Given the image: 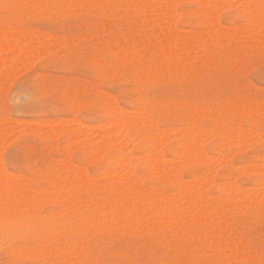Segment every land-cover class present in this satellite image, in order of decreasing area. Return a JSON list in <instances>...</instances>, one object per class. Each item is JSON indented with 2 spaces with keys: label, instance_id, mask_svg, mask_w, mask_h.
<instances>
[{
  "label": "rangeland",
  "instance_id": "rangeland-1",
  "mask_svg": "<svg viewBox=\"0 0 264 264\" xmlns=\"http://www.w3.org/2000/svg\"><path fill=\"white\" fill-rule=\"evenodd\" d=\"M12 1L14 2L16 0ZM223 2H225V0H223L222 2L221 0H219V3L221 4L218 5V10L219 8L221 10L217 11V21L222 26H225V28L227 26L228 30H231L230 27L233 29L234 26V28L237 29L245 27V22L247 21L246 25L249 22L247 18L240 13L236 14V11H234V9L230 7L228 3L229 0H226V3L224 4ZM53 4L54 5L51 6L54 9V6H56V8L61 10L60 13L56 11L57 9L54 10L52 8L54 12L51 9V14L46 17L38 16V12H30V14L27 13V15L21 19L11 18L9 16L8 13L10 12V10L8 9V5L1 6V12L3 11L4 13H6L4 14L2 12L1 14L4 15L3 18L7 22L6 24L0 22V29H2L4 26H8L9 28H13L14 30L20 28L21 31L23 29H25L27 32L35 31V34L38 31L37 33L40 34V40L41 37H43L40 45H42V42L44 43V41L45 44H50V46L48 44L50 49L41 48L42 50L44 49V51L42 52V50L39 49L40 53L38 51V53L34 55H32V50L34 48H32L31 50L32 46L30 47L29 45L30 49H28L32 52L30 53L28 51L30 53L29 55H31V59L27 58L26 54L28 52L25 51V53L27 52L25 54L23 52L24 50H20L21 52L17 53V55L15 54V57L14 55H8L10 59H6V62L0 68V72L4 70L8 74V78H6V72H3L4 74H2L1 72L0 74V79L2 78V80L0 81V126L2 125V127H0V129L2 131L3 128V138L6 137L5 139H2V136L0 137V160L2 162V167L7 171V173H12L16 176H19L21 174V176L23 177H25V175L27 177V174H31L33 176L40 175L43 177L47 173L54 172L58 168L60 161L63 160V158L65 159L67 154L69 160H71L70 163L75 164L74 166H77V169H79V166H84L80 169H86L85 173L89 175H95L101 169H108L112 167L113 164L107 161V158L110 157L113 153L111 150L108 152H103L100 155V159L98 160L97 158L94 161L95 158L82 148H76L73 146L74 149L70 147L64 150L62 146L63 141L61 139H57L56 141H54L53 139L39 136L41 135L39 132L43 131L44 133L47 129L50 128L51 124L55 126L56 123L60 122L66 124L65 126H71L72 128L75 127L74 125L76 123H80L81 125H84L82 126V128L84 127V130L86 129L88 132L94 131V134H102L105 131L109 130L107 129V124H104V122L106 123L107 117L101 111L100 101L103 97L107 101H111V103L116 102L120 107H122V109L124 108L125 110L130 112H132V110L134 109V111H140L145 106H148L150 112L153 114L152 119L156 117L154 119L156 120V127L159 129L162 128L167 132V134L170 135H167L168 137H166V132L164 131L163 134H165L164 136L166 137L164 139H167V141L163 140L161 141V143H163L160 144L161 152L164 153L165 157L168 159H175L173 158V156L175 157V154L178 151V148L176 146L178 139L174 134L177 133V130H179L178 128H182L185 126H188L187 128H190L191 126V128L195 127V130H197L199 126L200 128H206L210 126V129L208 128L209 132L206 128L205 131L206 133H208L204 134L205 138H202L201 143L203 144L204 141L202 148L208 155H217V157H220L224 161L228 159L226 160L228 162L225 161V163L222 160V162H224L223 165L222 163L218 166V163H215V165L213 164V168L215 170L211 168L212 166L209 167L202 162V164L196 163L192 169H189L187 167H181L180 169L181 177L184 178V180L191 182L194 176L204 173L205 170L212 169L211 171L214 174H211V172L208 171L211 174L210 175L208 173L210 175V179L212 178V181L208 183L209 187L206 186L207 188H205L207 189V192H209V197H216L219 195H223V193L225 194V188L228 185H231V183H235L236 186L239 185V187L244 186V190H246L247 188V190H250L251 192L257 193L261 192V190L263 191V187L260 185L259 180L260 178H262V176H264V137L262 138V136L264 135V116H262L264 115V108L262 109V107H264V32L262 33L263 37L259 36L260 39L258 37L256 43L255 41H253V43L252 41H246V43L239 40H237L238 42H236V40L227 39H221V41L218 38H216V40L213 39V36H209V40L205 38V41L203 40V42H200L201 45L200 43L197 45V48H199V50H197V48H193L195 50L192 51V49H190V51H192L191 53L188 52V50L186 52L187 54L183 52L184 54L182 53V57H178L179 67L181 69L178 67L175 71H172L173 73H168L166 77H164L165 74L156 75L154 79L153 75L146 76L143 80H140L141 77H137L138 74L136 73V69L134 66L128 67L125 65H118V63L115 61V52L120 50L125 45H130L135 41L134 38L136 35L134 34V32L136 30H140V32H142L144 26L146 25L141 22L142 20L136 17H131L127 13L112 14L111 16H100L95 14L94 12L91 13L92 8L87 4L86 7L88 6V9L85 8L84 4H82L84 5V7L79 6L78 8V4L73 5L68 1H66L65 4L63 3V6L62 3L58 4L61 6V8L57 7L56 3ZM69 4L73 5H71L73 9L70 8L71 6ZM174 4V9L179 12L177 14V17L175 14L171 15V23L173 25L175 24L174 26L179 29L181 35L182 33L183 35L185 33L187 34V36H191L193 33H195V31L193 32V29L191 28L196 29V31L199 28V32L201 30L200 28H202L201 23L204 20V15L201 12L202 5H199L198 0H177V2ZM225 4L227 5V7ZM45 5L46 6L44 7L47 8L48 4ZM3 8H5L6 10H4ZM48 9H50V7H48ZM75 10L79 12H76ZM61 12H63V14ZM31 13L33 14V16ZM103 20L107 24H104ZM218 22L217 24H219ZM15 25L16 27H18L16 28ZM215 26L213 28H217V25ZM28 28H30L31 31L27 30ZM14 30L10 29V31ZM186 31L188 33L191 32L192 34L188 35ZM16 34L20 35L17 32ZM120 40L121 42H119ZM45 44H43L44 47L47 46ZM25 46L28 47V44H25ZM113 46L114 48H112ZM116 47L117 49L119 47V49L116 50ZM38 48L39 47L35 49L38 50ZM109 48L111 49L109 50ZM36 50H33L34 53L36 52ZM22 52L23 54H25L26 61L23 60L24 55L22 54ZM200 55L202 58L200 57ZM183 57L185 59H183ZM187 57H189L190 60ZM12 64L15 66L13 67ZM8 65H10V69L13 67V70L11 69L10 71V75ZM93 66H95V68ZM108 66L109 68H106ZM6 69H8V71ZM108 69L111 70H109L108 72ZM3 77L6 78H4L6 81H3ZM149 77L153 78L150 80ZM162 78H164V80ZM241 100L244 102H242ZM238 101L241 102L243 108ZM116 103L113 105H117ZM247 103H250L249 105L252 108L255 107V111L257 108V115H260L259 117L257 116V119L254 118L252 122H249L245 115V109L251 108L249 105L247 106L248 108L245 107ZM256 103L259 104L258 107ZM260 105L262 107H260ZM193 108L196 110H194ZM258 108L262 111V115ZM233 110H235L234 114L232 113ZM193 114L195 115V117ZM222 114L224 116H222ZM47 118L50 119L48 120ZM73 120L77 122L73 123L72 125V122H74ZM102 120L104 122L100 124V121L102 122ZM236 120H238L237 122L240 123L241 127L243 126L242 129H244V133L246 134L245 141L247 143L245 141L242 143V145H244L245 143L244 147H240L242 145L233 146L226 143L225 146L227 148H225L224 146H222L225 143L222 144V136H220L221 134H219V126L223 127L225 126L226 122L229 121L233 123V121L236 122ZM36 122H38L37 125ZM39 122H41L42 125ZM221 122H223V124ZM44 123H49L50 126ZM87 123L89 125H87ZM194 123H196V125H194ZM175 125L176 130L174 132L175 128H173L172 126ZM212 125L215 126L213 127ZM217 127H219V129ZM245 127H247L248 129L250 128L249 130L251 132H248L249 134L246 133L247 131ZM172 128L173 132L172 130H170ZM214 128L216 130H219V132ZM254 129L257 130V134L259 132L258 135L259 137L261 136V140L259 137H257ZM32 130H38L39 134L34 133ZM169 131L172 133V137ZM209 134L213 135H210L211 137L209 136L210 139L209 137H207ZM217 134H219V136ZM253 136H255V138L257 137V139H255ZM249 138L251 139L249 140ZM246 139L253 143L251 144ZM252 140L258 141L254 142ZM141 142L144 146L146 145L145 141L142 140ZM3 143L5 146L3 145ZM214 145L218 147V150H216L215 152L214 150L211 151L212 146ZM127 148L128 155L130 151H132L135 155L138 153L139 155H142V157L139 155L138 157L136 155V157L138 158L136 159L137 162H135L136 172L140 177H142L144 175L145 166V159H143L142 154L144 153V151L142 149L138 150L137 148H132L131 146L130 149L129 147ZM235 149L236 151H239L234 152ZM230 152L234 153L231 154ZM227 155L230 156V161ZM91 157L94 159H92ZM238 164L240 168L238 167ZM253 165H255L254 170L252 168ZM257 165L259 166V168ZM244 166H248L246 167L248 169L246 170ZM250 166L251 171L253 170L252 172L249 171ZM84 171L85 170L80 172ZM140 174L143 175L141 176ZM230 177L232 179L234 177L235 180H233L232 182V179ZM227 179L229 182L227 181ZM221 180L226 181L225 183H221ZM39 185L40 187L44 188H48V186L50 187V183L46 180L39 181V183H36L35 181H31L29 183V186L31 188H37ZM143 185L148 189H160L162 192H166L167 195L174 193V189H172V186L169 183H167V185L163 183L160 184L159 181L155 178H148L144 181ZM258 189H260V191ZM219 192H221V194ZM238 194L240 193L235 194V197L238 196L234 200L236 204L234 207L235 209L233 208V211L231 210V213L228 212L227 214H225V216L221 215L223 219L221 218V216H218V223L212 225L208 223L200 224L187 221L183 223V225L176 227V229H162L161 226L155 225V227L154 225L150 226L147 224H140L141 226L144 225V228L140 226L139 229V226H137L138 229L137 227H132L129 231H127L129 228H127V230L125 228L118 230L117 228L109 226H107V229L105 227H103V229L97 228L98 230H96V227H86L85 229L80 230V232L78 233L68 227L65 229L59 228L57 230L58 232L56 231L57 233L53 232L54 234L52 232L48 233L49 231L46 232V238H35L34 236L24 238L21 237V235H18V232L14 233L13 231H11L10 234L12 232L13 233L11 234L10 239V234L6 236V233H0V236L2 238L5 239L7 237L6 240L9 239V242L5 240L2 241V238L0 237L3 243V245L0 244V264H239L238 260H234L233 258L228 257V255L231 254L234 249L240 250L239 248H241L240 253L245 254L244 262L252 263L257 259H260L261 257V260L264 261V203L256 202L255 204V202H252V205L251 203L249 204L247 202L242 203L243 201L245 202V200H243L241 196L239 197ZM81 197L84 198L85 196L81 195ZM238 204H240V206ZM51 209L52 208L48 205H44L40 209L41 216L42 213L44 214V216L49 213V215L45 217L46 219L44 218V216H42L45 221L49 220V218L47 219V217H50V214L52 213ZM45 212L48 213L45 214ZM41 216L39 215L40 218ZM54 218L55 217H53V219ZM20 220L17 221V225H15V228L17 226V231L19 228L18 226H21L20 222L22 220ZM49 221L53 220L51 219ZM60 221L62 220H59V222ZM60 229L63 231V233H61ZM64 230L67 231L64 232ZM132 230L135 232H133ZM214 230L216 232H214ZM51 233L53 235H51ZM3 234H5L4 237ZM15 234L16 236H18L16 237V239ZM51 236H53L54 238L52 237V239ZM55 236H57V238ZM201 236L202 238L208 236L213 238H211L209 242H205L207 240L202 239ZM12 238H14L15 240L11 241ZM40 240H42L43 243ZM218 240L222 243H220ZM228 240L231 242H229ZM6 242L7 244H4ZM44 247L46 250H50H48L47 252L46 250H44ZM69 247L72 248L70 249ZM28 249L30 250V252L37 249L35 251L36 254H34L35 252L28 253ZM66 249L68 251L70 249V251L68 252ZM71 250L73 253L71 252ZM21 251H24L23 254ZM43 252L45 253L43 254ZM50 252H52V255ZM24 253L25 255H27L25 257L21 256L24 255ZM16 254L20 257H18ZM41 260L43 261L41 262Z\"/></svg>",
  "mask_w": 264,
  "mask_h": 264
},
{
  "label": "bare ground",
  "instance_id": "bare-ground-1",
  "mask_svg": "<svg viewBox=\"0 0 264 264\" xmlns=\"http://www.w3.org/2000/svg\"><path fill=\"white\" fill-rule=\"evenodd\" d=\"M11 1L12 0H10V1L9 0H0V22H2V23L6 24V22H7L3 18L4 15L1 14L3 12V11L1 12V6L2 5H6V6L8 5V9L10 10V12L8 14L11 18L21 19V18H24L27 15V13L30 14V12H32V13L38 12V14H37L38 16H42V17L45 16L46 17V16L51 14L50 10L53 8L51 6V5H54L53 3H56L57 7L61 8V6L58 4L62 3V6H63V3L65 4L66 1H68L69 3H72L73 5L78 4L77 5L78 8H79V6L84 7V5H85V8L88 9V6H89L92 8L91 13L94 12L95 14L100 15V16H105V15L111 16L112 14L127 13L131 17H136V18L142 20L141 22L146 24V25L144 26V29L142 32H140V30H138V31L136 30L134 32V34L136 35L134 38L135 41L130 45H125L120 50H118L119 47H118V49L116 47V50H118V51L115 52V61L118 63V65H125L128 67L134 66L136 69L135 71L138 74L137 77L138 76L141 77L140 80H143L146 76H153V75H154L153 76L154 79H155L156 75H164L165 74L164 77H166L168 75V73L175 71L179 67L178 57L181 58L182 57L181 55L183 52L185 54H187L186 52L189 50L188 52L191 53L193 50H195L193 48H197V45L200 42H203V40L205 41V38H207V40H209L208 39L209 36H211V37L213 36V39L218 38L220 40L221 39L236 40V42H238L237 40L242 41V42L252 41V43H253V41H255V43H256V40L258 39V37L262 36V33L264 32V0H229L228 3L230 5V7L233 8L234 11H236V14L240 13V14L244 15L247 18V20L249 21L247 25H246L247 21L245 22V24L243 23L245 25V27H243V28L241 27L240 29L234 28L235 26L233 27V29L230 27V29L232 31L228 30L227 26H226V28H227L226 29L225 26H222L216 19V18H218L217 17V14H218L217 11L221 10L220 8L218 10V7H219L218 5L221 4V3H219V0H198L199 5H202V7H201L202 11L201 12L204 15V20L201 23L202 28H200L201 30L199 32H198L199 28L197 29V31H196V29L191 28V29H193L192 31L193 32L195 31L196 34L195 33L192 34L191 32L188 33L186 31L188 33V35L192 34L191 36H187V34H185V33H184V35H183V33L181 35V33L179 32V29H177L174 26L175 24L173 25L171 23L172 22L171 21L172 20L171 15L175 14L176 17L178 16L177 14L179 11L177 12L176 9H174V6H175L174 3H176L177 0H16L14 2L13 1L11 2ZM174 1H176V2H174ZM222 1L223 0H221V2ZM49 3H50V6H49ZM74 3H76V4H74ZM224 3H226V0H225V2H223V4ZM45 4H48V7H50V9H48V7L47 8L44 7V6H46ZM82 4H84V5H82ZM86 4L88 5L87 7H86ZM72 6L70 8H72ZM28 7H29V9H28ZM54 7H55V9L54 8L53 9L54 10L57 9L56 11H58L60 13L61 10L56 8V6H54ZM226 7H227V5H226ZM5 8H3V9L6 10ZM91 8H90V10H91ZM53 9H52V11H53ZM76 10H77V8H76ZM199 10H201V9H199ZM79 11H80V9H79ZM79 11H76V12H79ZM58 12H57V14H58ZM61 13L63 14V12H61ZM4 14H6V13H4ZM95 14H94V16H95ZM188 14H190V13H188ZM32 16H33V14H32ZM172 18H173V16H172ZM216 21L220 25L217 24ZM11 24H13V23H11ZM104 24H107V23L104 21ZM215 25H217V28H213ZM60 26H62V25H60ZM13 27H14V25H13ZM15 27H16V25H15ZM3 28L0 29V68L2 65H4V63L6 62L5 61L6 59L7 60L10 59V57H8V55L9 56L14 55V57H15L17 55V53H19L23 50H24L23 51L24 53H25V51H27V52L29 51L30 53L33 52L32 55H34V54L38 53V51L40 53L39 49H41V48H47L48 49L50 46L49 43H48L49 46L47 43L45 44L44 40H43L44 43L42 42V45H40L43 37H41V40H40V36H39L40 34L37 33L38 31L35 34L34 30H33L34 32H29V31L27 32L25 29H23L21 31L20 28L19 29L17 28L18 31L14 30L13 28H9L8 26H4ZM6 28H7V30H6ZM10 29L14 30V31H10ZM32 29H34V28H32ZM27 30H30V28H28ZM24 31H26V32H24ZM16 32L19 33L20 35H17ZM88 33H89V31H88ZM51 35H52V33H51ZM90 37H93V36H90ZM262 37H261V40H262ZM259 39H260V37H259ZM263 39H264V37H263ZM121 40L119 42H121ZM47 41H48V39H47ZM207 42H209V41H207ZM55 43H56V41H55ZM66 43H68V42H66ZM25 44H28V47L25 46ZM43 44H45L47 46L44 47ZM250 44H251V42H250ZM29 45H30V47L32 46L31 50H32V48H34L33 50H36L37 47H39V48L34 53L33 50H32V52H31V50H29L30 49ZM200 45H201V43H200ZM51 48H52V46H51ZM112 48H114V46ZM110 49L111 48H109V50ZM190 49H192V51H190ZM112 50H115V49H112ZM197 50H199V48H197ZM43 51H44V49L42 50V52ZM23 52H22V54H23ZM29 52L27 54L26 53L25 54H26L27 58L31 59L30 58L31 55H29L30 54ZM25 54H23L24 55L23 60L26 61ZM248 54H249V52H248ZM28 55H29V57H28ZM35 57H37V56H35ZM189 57H187V58H189ZM200 57H201V55H200ZM183 59H185V58L183 57ZM15 60H17V59H15ZM189 60H190V58H189ZM13 64H15V63H13ZM13 64H12V66L14 67L15 65H13ZM9 66L10 65H8V68H9ZM93 67L95 68V66H93ZM106 68H109V66ZM11 69L9 68V72L11 71ZM6 70L8 71V69H6ZM109 70H111V69H108V72H109ZM103 71H105V70H103ZM1 72H2V74H4L3 72H6V71L3 70ZM1 72H0V74H1ZM12 72H14V71H12ZM110 73H111V71H110ZM5 74L7 75V77L6 76L5 77L8 78L7 72ZM10 74H11V72L9 73V75ZM93 76H95V75H93ZM5 77H3V81L6 79ZM97 77H98V75H97ZM152 78H150V80ZM162 79L164 80V78H162ZM1 80H2V78L0 79V81ZM101 96H102V94H101ZM110 96H112V95H110ZM238 102H240V101H238ZM242 102H244V101H242ZM112 103H111V101H107L103 97H102V100L100 101L101 111L107 117L106 123L102 120V122L100 121V124L104 122V124H107L106 126L108 128L107 127L106 128L109 129L102 134H99V133L94 134V131L88 132L86 129L85 130L83 129L84 127L82 128V126H84V125H81L80 123H76L77 121L75 122L74 120H73L74 122H72V125H73V123H76V124L74 125L75 127H73V128L71 126H65L66 124L60 122V123H56L55 126L51 124L52 127L49 125V123L48 124L44 123V124H47L48 126H50V128L47 129L44 133H43V131L39 132L38 130H34V131L32 130L34 133L39 132L42 135V136L39 135L40 137H47V138L53 139L54 141H56L57 139H61L63 141L62 146H63L64 150L68 149L70 147L73 148V146L76 148L77 147L82 148L86 152H88L90 155H92V157L95 158L94 159L91 157L92 159H94V161L97 158L99 160L101 157L100 155L103 152H108L111 150L113 153L110 157L107 158V161L111 162L113 164L112 167H110L108 169H106V168L101 169L95 175H91V174L89 175V174L85 173L86 169H83V170H85L84 172H80V171H83L80 168H83L84 166L83 167L79 166V169H77L78 167L74 166L75 164L70 163L71 160H69L68 154H67L65 159L63 158V160L60 161L58 168L54 172L47 173L43 177L40 175L33 176L31 174H29V175L27 174V177H26V175H25V177H23V176H21V174L19 176H16L15 174L13 175L12 173L11 174L7 173V171L2 167V162L0 160V233H6V236H8V234H10V232L13 231L14 233L18 232V235H21V237H24V238H28V237H32V236H34L35 238L36 237L46 238L47 237L46 232L49 231L48 233H50V232L53 233V232H56L59 228L65 229L68 227H70L71 229H73V231L78 233V232H80V230H83L86 227H90V228L96 227V230H98L99 228L103 229V227H105L107 229L108 228L107 226H109V227L117 228L118 230L119 229L121 230L123 228H125L127 230V228H129L127 230V231H129L130 228L137 227V226H139V229H140V226H141L140 224H145V225L147 224L150 226H152V225L161 226L162 229L163 228H169V229L175 228L176 229V227L183 225V223H185L187 221L200 223V224L201 223H208V224L212 225V224L218 223V221H217L218 216L219 217L221 215L225 216V214L230 212L235 207L236 204H235L234 200L238 197V196L235 197L236 193H240L241 195L238 194L239 197L241 196L243 198V200H245V202L243 201L242 203L247 202L249 204L251 203V205H252V202H255V204H256V202L257 203H264V176H262V178H260V180L258 179L260 181V185L263 187V191L261 190V192H257V193L251 192L250 190L248 191L247 188H246V190H244V188H243L244 186L243 187L240 186L243 188L242 189L239 187V185L236 186L235 183H234L235 184L234 185L231 182H230L231 185H228L229 181L227 179V181H228L227 185L228 186L225 188L226 189L225 194L224 193H223V195L218 194L219 196H216V197H209L208 196L209 192H207V189H205V188H207L206 186L209 185L208 183H210V181H212L211 180L212 178L210 179V175L214 174L211 171L212 170L211 168H213V164L215 165V163L216 164L218 163L217 164V166H218L219 164L222 163V165H223V163L226 160H228V159H226L224 161L220 157H217V155L210 156L207 153H205L206 151H204V149L202 148V145L204 144V141H203V144L201 143L202 138L203 137L205 138L204 134H207L209 132L208 128L210 129V126H208V127L205 126L208 130L207 133L205 131L206 128H203L202 126H201L202 128H200V126H199L200 129L198 128L197 130H195V127H193V126H192L193 128H191V126H190V128H187L188 126L187 127L185 126L186 128L185 127L178 128L179 130H177V133H174L176 135V136L175 135L174 136L177 137V139H178V142L176 145L178 148V151L176 152L175 157L173 156V158H175V159H168L165 157L164 153L161 152L160 144L163 143V142L161 143V141H163V140L167 141V139H164V138H166L170 135L167 134V132L165 130H163L162 128L159 129L156 127V125H155L156 120H154L156 117H154V119H152L153 114L150 112L149 107L145 106L140 111H134L135 110L134 109V110H132V112H130V111L125 110L124 108L122 109V107H120L116 102L115 103L118 106L113 105L115 103H113V104ZM257 103H258V101H257ZM249 104L247 103V105L245 107L248 108L247 106ZM240 105H241V102H240ZM258 105L259 104H257V107H258ZM261 105H260V107H262ZM241 106H240V108H241ZM73 108H74V106H73ZM232 108H233V106H232ZM234 108H236V107H234ZM242 108H243V106H242ZM263 108L264 107H262V109ZM254 109H255V107L245 109L246 110L245 115H246L247 120L249 122H252V120H254V118L257 119L260 116V115L259 116L257 115V113H258L257 108H256V111ZM194 110H196V109H194ZM194 110H193V112H194ZM203 110H204V107H203ZM258 110H259V108H258ZM191 111H192V109H191ZM191 111H189V112H191ZM226 111H228V110H226ZM234 111L235 110H233V112H232L233 114H234ZM259 111L261 112V115H262V111L261 110H259ZM263 111H264V109H263ZM172 113H174V112H172ZM230 113H231V111H230ZM236 113H237V110H236ZM222 116H224V115L222 114ZM262 116H264V115H262ZM194 117H195V115H194ZM6 119H7V117H6ZM263 119H264V117H263ZM260 120H262V119H260ZM35 121H34V124H35ZM237 121L238 120H236V122L233 121V123H231L229 121L228 122L225 121L226 122L225 126H223V127L219 126L220 129H219V127H217L220 130V132H219V130H216L214 128L216 131L219 132V134H221L220 136H222V144L225 143L222 146H224L225 148H227L225 146L226 143L229 145H233V146H236V145L239 146V145H242V143L245 141V135L246 134L244 133V129H242L243 126L241 127L240 123H238ZM32 123H33V121H32ZM37 123L38 122H36V125H37ZM39 123L41 124V122H39ZM221 123L223 124V122H221ZM82 124H84V123H82ZM245 124H247V123H245ZM41 125H39V126H41ZM68 125H69V123H68ZM87 125H89V124L87 123ZM87 125H86V127H87ZM194 125H196V123H194ZM0 127H2V125ZM172 127L175 128L174 129V132H175L176 125L172 126ZM31 128H32V126H31ZM31 128H30V131H31ZM88 128H90V127H88ZM93 128H94V126H93ZM173 128L170 129V130H172V132H173ZM202 129H204V130H202ZM211 129H212V127H211ZM245 129L247 131L246 132L247 134H249L248 132H251L249 130L250 128L248 129L247 127H245ZM252 130H253V128H252ZM0 131H1V129H0ZM164 131L166 132V137L164 136L165 134H163ZM254 132H256V134H257V130H255ZM3 133L4 132H3V128H2V131L0 132V137L2 136ZM22 133H23V131H22ZM212 134H214V133H212ZM212 134H209L208 136L207 135L206 136L207 137H209L210 135L213 136ZM219 134H217V135L219 136ZM258 134H259V132H258ZM258 134H257V137H259ZM254 135H255V133H254ZM171 137H172V133H171ZM210 137H209V139H210ZM253 137L255 138V136H253ZM257 137L255 139H257ZM263 137H264V135L262 136V138ZM1 138L5 139L6 137L3 138V136H2ZM250 139L251 138H249V140ZM142 140L146 142L145 146L142 144V142H141ZM249 140H247V141H249ZM260 140H261V138H260ZM0 141H1V139H0ZM5 141H7V140H5ZM252 141H254V140H252ZM255 141L257 142L258 140H255ZM6 144H8V143H6ZM3 145H4V143H3ZM244 145H245V143H244ZM244 145H242L240 147H244ZM0 146H1V144H0ZM130 146L132 148H137L138 150L142 149L144 151V153H142L143 159H145L144 175L140 174L141 176L143 175L142 177H140L138 175V173L136 172V164H135V162H137L136 159L139 156L142 157V155H139V153H138L136 155L137 156L139 155V156L136 157V155L132 151H130L129 155H128L127 154V149H128L127 147H129V149H130ZM224 147H223V149H224ZM245 148H247V147H245ZM213 150L215 152L216 150H218V147L216 145L212 146L211 151H213ZM235 151H236V149L234 150V152ZM237 151H239V150H237ZM230 153L233 154L232 152H230ZM95 156H97V157H95ZM227 156H228V158L230 157L229 155H227ZM92 159H90V160H92ZM141 159H138V160H141ZM222 160L224 162H222ZM229 161H230V158H229ZM86 162H87V160H86ZM201 162L203 164L208 165L209 167L212 166L211 168H209L211 170H205L204 173L194 176L192 178V182L186 181V180H184V178L181 177V175H180L181 167L182 168L187 167L189 169H192L196 163H201ZM226 162H228V161H226ZM243 165H244V163H243ZM245 165H247V164H245ZM254 166L255 165H253V167H252L253 170L255 169ZM238 167H239V164H238ZM244 167L246 168L248 166H244ZM258 168H259V166H258ZM247 169L248 168H246V170ZM138 170H139V168H138ZM208 171L211 172V174ZM249 171H251V166L249 168ZM22 175H24V174H22ZM148 178H155L156 180L159 181L160 184L163 183V184L167 185V183H169L172 186V189H174V193L171 192L172 194L167 195L166 192L164 193L160 189L155 190V189H151V188L148 189V188L144 187V185H143L144 181L147 180ZM42 180L48 181L50 183V187L48 186V188H44V187H40V185H39L37 188H33V187L31 188L29 186V183L31 181H35L36 183H39V181H42ZM233 180H235L234 177L231 181L233 182ZM225 181L221 180V183H225ZM221 183H220V187H221ZM250 189H251V186H250ZM258 190L260 191V189H258ZM170 191H171V189H170ZM219 193L221 194V192H219ZM81 195H84L85 197L82 198ZM44 205H48L52 208L51 209L52 213L50 212L51 213L50 217H47V219L49 218V220L52 219L53 221H49V220L45 221V219H46L45 217L47 215H49L48 212H45V214L48 213L46 216H44V214L42 213V216H44L45 219L41 216L40 209ZM238 205L240 206V204H238ZM246 207H247V204H246ZM39 212H40V214H39ZM39 215L41 216L42 219L39 217ZM51 215H52V217H51ZM53 217H55L56 219L55 218L53 219ZM33 218H34V220H33ZM221 218H222V216H221ZM221 218H219V219H221ZM224 218H226V217H224ZM19 220L22 222V224L20 222L21 226H18L19 228L17 231L16 230L17 226L15 228V225H17L16 223ZM59 220H62V221L59 222ZM141 227L144 228V225ZM222 227H224V226H222ZM94 228H92V229H94ZM210 228H212V227H210ZM137 229H138V227H137ZM14 230H16V231H14ZM141 230H143V229H141ZM66 231L64 230V232H66ZM137 231H139V230H137ZM232 231H233V229H232ZM90 232H91V229H90ZM133 232H135V231H133ZM214 232H216V231L214 230ZM52 233H51V235L54 234V233L53 234ZM61 233H63L62 230H61ZM126 233H128V232H126ZM11 234L9 235V238L11 237ZM215 235H216V233H215ZM4 236H5V234H3V237ZM187 236H189V235H187ZM16 237H18V236H16V234H15V239H16ZM52 237L53 236H51V238ZM55 237L57 238V236H55ZM65 237H66V235H65ZM217 237H215V238H217ZM6 238L5 239L2 238V241L5 240V241L9 242V239L6 240ZM51 238H49V239H51ZM199 238H200V236H199ZM201 238H202V236H201ZM211 238H213V237L208 236V237H205L202 239H204V240L206 239L207 241H205V242H209V240ZM15 239L12 238L11 241H13ZM0 241H1V239H0ZM2 241L0 244L3 245ZM40 241L43 243L42 240H40ZM45 242H47V241H45ZM229 242H231V241H229ZM42 243H41V245H42ZM211 243H212V241H211ZM220 243H222V242H220ZM4 244H7V242ZM69 246H70V244H69ZM17 247H18V245H17ZM69 248L71 249L72 247H69ZM70 249H69V251H70ZM239 249L240 250L234 249L232 251V253L230 251L231 254H229L228 257L233 258L234 260H238L239 264H248L249 262L248 263L244 262V255L245 254H241L240 253L241 248H239ZM44 250H46L45 247H44ZM48 250H50V249H47L46 251L48 252ZM35 251L32 250L31 252H35ZM51 251H52V249H51ZM77 251H79V250H77ZM23 252H22V254H23ZM31 252L29 250L28 253H31ZM71 252H72V250H71ZM44 253L45 252H43V254ZM50 253L52 255V252H50ZM34 254H36V252ZM26 255L24 253V255H21V256L25 257ZM65 255H66V253H65ZM18 257H20V256H18ZM33 258H31V259H33ZM218 258H219V256H218ZM261 258L255 260L254 261L255 263L254 262H252V263L253 264H264V261L261 260ZM38 260H40V259H38ZM42 261L43 260H41V262ZM83 262H84V260H83ZM87 263H89V262H87ZM252 263H249V264H252ZM39 264H41V263H39Z\"/></svg>",
  "mask_w": 264,
  "mask_h": 264
}]
</instances>
